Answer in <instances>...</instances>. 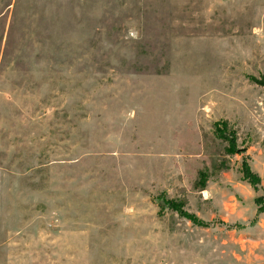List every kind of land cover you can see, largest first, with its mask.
Instances as JSON below:
<instances>
[{"label":"rangeland","instance_id":"obj_1","mask_svg":"<svg viewBox=\"0 0 264 264\" xmlns=\"http://www.w3.org/2000/svg\"><path fill=\"white\" fill-rule=\"evenodd\" d=\"M251 76L264 0H0V264H264Z\"/></svg>","mask_w":264,"mask_h":264},{"label":"trees","instance_id":"obj_2","mask_svg":"<svg viewBox=\"0 0 264 264\" xmlns=\"http://www.w3.org/2000/svg\"><path fill=\"white\" fill-rule=\"evenodd\" d=\"M250 80H252L254 83L259 84L260 86L264 87V79L262 78H255V77H250ZM250 177V176H249Z\"/></svg>","mask_w":264,"mask_h":264}]
</instances>
